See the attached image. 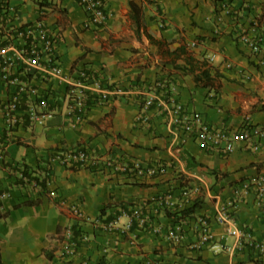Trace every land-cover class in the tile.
I'll return each instance as SVG.
<instances>
[{
  "label": "crops",
  "instance_id": "1",
  "mask_svg": "<svg viewBox=\"0 0 264 264\" xmlns=\"http://www.w3.org/2000/svg\"><path fill=\"white\" fill-rule=\"evenodd\" d=\"M130 1L142 7L140 30L131 19ZM41 2L0 0V53L17 42L11 33L41 21L60 32L66 75L86 66L105 75L110 91L123 93L73 127L57 113L44 125L29 124L24 103L18 112L25 121L10 127L3 106L14 89L0 70V264H264V251L257 248L264 243V215L253 197L235 198L243 182L264 175V142L258 152L243 145L228 155L209 151L188 138L185 124L173 123L171 113L143 103L156 83H166L174 89L181 117L198 112L217 126L237 129L248 120L264 126V54L253 53L240 38L264 40V0H104L110 16L104 28L88 25L79 0H52L51 7ZM147 32L168 41V51L185 45L197 59L208 60L215 87L198 86L185 59L164 56ZM24 68L13 69L15 76L51 95V106L65 95L67 81L41 76L31 65ZM40 103L32 105L39 109ZM80 149L147 166L165 163L168 169L141 180L103 165L72 170L51 162L58 150ZM49 163L52 177L44 188L37 182L48 174ZM195 188L201 208L183 219L186 240L170 242L166 231L178 221L175 213L191 204L183 193ZM5 193L10 197L3 198ZM73 206L85 221L70 212ZM136 207L148 218L145 227L133 217ZM200 217L210 221L218 248L192 249ZM110 222L116 229L104 231L101 224ZM67 226L75 240L83 233L90 238L79 244L74 258L62 245Z\"/></svg>",
  "mask_w": 264,
  "mask_h": 264
},
{
  "label": "built area",
  "instance_id": "2",
  "mask_svg": "<svg viewBox=\"0 0 264 264\" xmlns=\"http://www.w3.org/2000/svg\"><path fill=\"white\" fill-rule=\"evenodd\" d=\"M44 1L51 3L52 0ZM79 3L89 18V26L104 28L108 25L110 16L106 10L104 0H79ZM225 10L228 15L232 12L228 6ZM218 20L221 21L222 17H218ZM160 24L161 27H166L168 22L161 16ZM11 34L12 39L17 40V42L9 43L5 48L6 51L0 53V70L3 73V78L14 89L11 98L3 106L4 117L10 127L25 121V117L18 112L20 105L24 103L27 105L26 118L29 124L44 125L51 114L57 113L65 117L69 127H73L85 123L91 109L107 105L113 95L118 96L123 93L121 90L115 93L110 91L104 85L105 75L86 66H82L76 69L74 73L66 75L58 52L61 42L60 32L49 28L45 23L38 21L33 27L29 26L24 30L17 29ZM240 38L244 44L249 46L253 53L264 54V40L245 34L240 35ZM19 41L23 42V44H18ZM30 65L36 67V73H40L41 76L67 81L68 85L65 95L59 100L53 97L54 106H51L49 102L52 99L51 95L41 93L35 84L15 76L17 72L14 73L13 69H25L24 67ZM160 89H163L161 93H159ZM151 93L152 95L144 99V106L146 108L154 107L156 110L166 114L171 113L173 123H184L187 137L195 139L203 149L228 155L236 151L240 145H243L247 149L258 152L261 148V143L264 142V126L254 125L250 120L246 121L240 128L234 129L228 126L210 124L198 112L192 113L190 116L181 117L174 89L167 87L166 83H156ZM39 99H41V103L38 106L39 109H36L32 104L34 101H39ZM125 160L124 157L114 156L113 154L107 157L91 155L87 150L80 149L73 153H56L51 162H60L65 166L76 164L80 168L103 165L102 167L105 169L122 171L129 178H139L141 180L160 176L168 169L165 163H155L147 166L141 161L130 162ZM51 164L49 163L47 167L48 174L46 175L50 178L52 177ZM21 177L25 179V177ZM196 193H198L196 188L185 190L183 193L184 201L193 203L194 194ZM250 196L255 199L264 215V175H259L243 182L235 190V198L238 201H245ZM2 197L5 199L9 198L10 194L5 193ZM168 205L170 207L173 203L169 202ZM70 212L76 218L83 221L86 220L84 213L78 207H71ZM133 217L139 226H146L148 218L143 215L141 207L134 208ZM227 220L226 212L222 211L219 215V221L224 223ZM197 222L199 237L196 242L192 243L191 247L194 250H202L212 245L215 238L212 233L211 223L207 217H200ZM101 227L106 232H112L116 229V223L101 224ZM161 230V227L156 228L157 232ZM166 235L170 242L178 245L183 243L186 240L183 219L178 220L171 229L167 230ZM75 239L72 226H67L62 245L68 258L76 257L80 243L85 244L90 241L86 233L81 234L77 240ZM215 247L218 248L219 246L215 245ZM257 248L260 251H264V243L258 244Z\"/></svg>",
  "mask_w": 264,
  "mask_h": 264
},
{
  "label": "trees",
  "instance_id": "3",
  "mask_svg": "<svg viewBox=\"0 0 264 264\" xmlns=\"http://www.w3.org/2000/svg\"><path fill=\"white\" fill-rule=\"evenodd\" d=\"M40 4H41V7L53 6L49 2H45V3L41 2ZM129 5L131 8V12H132L131 19L133 20L134 24H136L138 29L140 30L144 26V24L142 22V14H143L142 7L138 6L137 3H135L134 1H130ZM64 12L65 11H62V10L60 11V13H64ZM29 26L33 27L34 24H27L25 26H22L19 30H21V29L24 30L26 27H29ZM146 36L148 37V39L153 44L158 46L160 53L162 52V54L164 56L168 55V56L184 58L186 61V65L188 67V71L194 75L195 82L198 86L215 87L216 81L211 76V73H210L211 64L209 63L208 60L197 59L193 55V53L191 51H189L188 46H185V45H181L173 51H168V50H166L169 47L168 41H166L165 39H159V40L155 39V37H153L148 32L146 33ZM72 151L74 152L75 150H72ZM59 152L60 151L58 150L57 153H59ZM63 153H67V152H63ZM66 167L69 169H72V170H77L78 168L80 169V167L77 166L76 164L71 165V166H66ZM88 169H93V167H88ZM22 176H24V174ZM47 178L48 177L45 175V177L41 181H39L41 184H39L37 182V185H40V186L45 188L49 182V180ZM201 205H202V202L195 199L193 201V203H191L188 207H185L182 210H180L179 212L175 213L177 220L186 219L187 217L194 215V213L199 208H201Z\"/></svg>",
  "mask_w": 264,
  "mask_h": 264
}]
</instances>
